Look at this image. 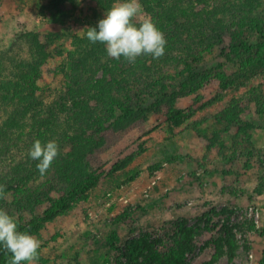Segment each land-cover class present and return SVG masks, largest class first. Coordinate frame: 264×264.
<instances>
[{
  "label": "trees",
  "instance_id": "1",
  "mask_svg": "<svg viewBox=\"0 0 264 264\" xmlns=\"http://www.w3.org/2000/svg\"><path fill=\"white\" fill-rule=\"evenodd\" d=\"M76 1L49 0L44 10L63 15ZM93 1L108 10L118 0ZM141 1L167 40L162 58L140 56L135 63L123 57L116 60L108 57L105 45L93 44L85 35L75 40L74 51L60 69L63 84L49 90L41 84L46 73L43 67L53 57L49 48L61 35L52 32L42 41L39 34L22 33L31 58L21 60L11 78L0 77V109H10L0 126V185L6 186L0 208L15 218L19 231L40 238L48 224L71 216L98 190L119 187L116 181L131 173L127 164H116L106 174L94 158L121 134L146 122L150 113L163 116L170 128H179L203 109L204 89L212 86L223 91L264 70V0ZM219 46L228 64L203 68L208 54ZM229 64L238 70L228 74ZM254 111L264 116L260 88L232 98L213 116L211 129L200 130L209 122L207 118L186 127L206 139L210 153L221 134L235 131V150L255 156L254 124L248 120ZM36 139L42 143L54 140L60 150L43 177L36 168L38 161L28 155ZM15 151L9 162V153ZM141 209L117 216L114 224L133 221ZM184 222L178 223L175 236L154 245L133 243L134 256L128 257L127 264H186L203 233L186 228ZM118 242L119 231L112 230L106 241L108 250L120 251ZM224 242L233 253L235 236L224 231L212 244L222 250ZM10 257L0 246V264H8ZM39 260L45 262L42 256Z\"/></svg>",
  "mask_w": 264,
  "mask_h": 264
},
{
  "label": "rangeland",
  "instance_id": "2",
  "mask_svg": "<svg viewBox=\"0 0 264 264\" xmlns=\"http://www.w3.org/2000/svg\"><path fill=\"white\" fill-rule=\"evenodd\" d=\"M48 2L0 0V77L11 78L21 60L31 58L30 45L22 33L39 34L45 41L46 35L53 32L61 37L49 48L53 57L43 67L46 73L41 84L45 90L61 86L60 69L74 51L75 40L85 36L87 28L96 27L110 10L101 9L93 0H77L75 5L68 6L65 14L56 15L44 10ZM139 3L142 13L135 22L150 18L141 0ZM60 51L62 56L58 55ZM219 64H228L221 46L208 54L202 67L209 69ZM55 68L52 74L48 72ZM237 70L235 65L227 66L228 74ZM253 88H260L264 93V70L223 91L212 86L204 89L203 109L179 128H170L163 116L150 113L146 122L121 134L116 143L94 159L106 174L116 164H127L131 173L116 181L119 187L98 190L71 216L48 224L41 237H37L42 244L40 256L45 260H39L38 264H127L128 257L134 256L133 243L146 241L154 245L157 240L173 237L181 220L185 221L186 228L203 233L186 264H261L264 258V116L254 111L248 118L254 124L253 142L257 150L250 157L233 147L235 131L221 134L220 142L210 153L206 139L186 127L207 118L209 122L201 125L200 130L211 129L216 113L232 98ZM6 110L7 106L0 109V126L9 115L10 109ZM15 153H9V162ZM137 208L142 209L133 221L114 224L117 216ZM115 229L120 234L117 247L121 249L109 251L106 241ZM224 231L235 236L233 253L226 242L222 250L212 244ZM139 259L144 260V255Z\"/></svg>",
  "mask_w": 264,
  "mask_h": 264
},
{
  "label": "clouds",
  "instance_id": "3",
  "mask_svg": "<svg viewBox=\"0 0 264 264\" xmlns=\"http://www.w3.org/2000/svg\"><path fill=\"white\" fill-rule=\"evenodd\" d=\"M142 13L139 0H118L98 21L89 27L86 38L93 44L105 45L108 57L135 63L140 56L160 59L165 55L167 40L156 24L146 18L135 22ZM59 145L51 140L42 143L36 139L28 151L29 157L38 161L36 168L41 177L47 175L59 156ZM5 185H0V199L6 198ZM0 246L11 253L8 264H38L41 241L34 235L18 230V223L6 210L0 208Z\"/></svg>",
  "mask_w": 264,
  "mask_h": 264
}]
</instances>
